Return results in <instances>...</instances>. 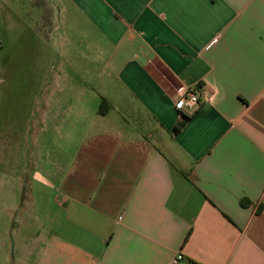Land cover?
Returning <instances> with one entry per match:
<instances>
[{"label": "crops", "instance_id": "1", "mask_svg": "<svg viewBox=\"0 0 264 264\" xmlns=\"http://www.w3.org/2000/svg\"><path fill=\"white\" fill-rule=\"evenodd\" d=\"M44 2L0 0V264H264V0Z\"/></svg>", "mask_w": 264, "mask_h": 264}, {"label": "built area", "instance_id": "2", "mask_svg": "<svg viewBox=\"0 0 264 264\" xmlns=\"http://www.w3.org/2000/svg\"><path fill=\"white\" fill-rule=\"evenodd\" d=\"M175 99V106L182 114L192 115L201 106L205 99V90L198 87L187 88L182 86L178 88ZM184 260L183 255L178 254L172 261V264H180Z\"/></svg>", "mask_w": 264, "mask_h": 264}, {"label": "rangeland", "instance_id": "3", "mask_svg": "<svg viewBox=\"0 0 264 264\" xmlns=\"http://www.w3.org/2000/svg\"><path fill=\"white\" fill-rule=\"evenodd\" d=\"M35 1V4L36 5H40V0H34ZM25 4H27V6H28V0H26V3ZM44 6V5H43ZM27 10V9H26ZM32 11L31 12H29V13H27L26 12V16L29 18V17H31L32 16ZM42 14H43V21H44V18H46L45 17V15L44 14H46V16H48V8L47 7H43L42 8ZM33 18H34V16H33ZM32 40V41H34L33 39H35V44L37 45L39 42L40 43H43V41H40L39 40V42H38V38H34L33 36L31 37V36H29V30L28 29H26V38H25V40L26 41H28V40ZM41 47H43V48H41L42 49V53H43V55L44 54H46V55H49V52H47L46 53V49L44 48V46L42 45ZM42 66H43V70H44V67L46 66V61H44V59H43V64H42ZM150 70L152 71V73L155 75V77L165 86V87H167V88H170V90L171 91H174V90H176V89H178L179 88V85L177 84V82H176V80L173 78V76L160 64V63H158V62H156V61H151V63H150ZM26 82H28V78L26 79ZM25 161H26V163H28L29 162V157H28V151H27V154L25 155ZM1 263V262H0Z\"/></svg>", "mask_w": 264, "mask_h": 264}, {"label": "trees", "instance_id": "4", "mask_svg": "<svg viewBox=\"0 0 264 264\" xmlns=\"http://www.w3.org/2000/svg\"><path fill=\"white\" fill-rule=\"evenodd\" d=\"M43 5L46 7V4H45L44 0H40V5H39V7L43 8V7H44ZM37 6H38V5H37ZM44 15H45V17H47L46 14H44ZM48 15H49V10H48ZM44 19H45V18H44ZM109 109H110V104L108 103L107 100H104L103 103H102V105H101V107H100V113H101V114H104V113H106ZM183 116H184L185 119H188V118L190 117V115H187V114H184V113H183ZM181 124H183V123H181ZM180 126H181V125H180ZM177 129H178V127H177Z\"/></svg>", "mask_w": 264, "mask_h": 264}]
</instances>
